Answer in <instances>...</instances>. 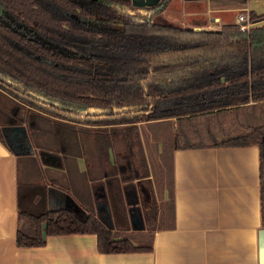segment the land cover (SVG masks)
<instances>
[{"label":"trees","instance_id":"trees-1","mask_svg":"<svg viewBox=\"0 0 264 264\" xmlns=\"http://www.w3.org/2000/svg\"><path fill=\"white\" fill-rule=\"evenodd\" d=\"M165 1L137 8L131 0H0L3 145L10 148L11 127L31 128L36 118L48 117L56 126L124 125L134 132L131 149L140 146L137 124L176 119L154 172L157 194L146 187L140 196L138 231L130 230L122 198L110 199L111 228L91 213L47 209L39 164L16 155L17 247H42L48 236L93 234L101 254L151 252L154 232L174 228L172 151L210 146L258 148L264 227V25L242 32L238 24L215 31L156 24ZM248 20L264 16L249 12ZM244 115L252 122L244 123ZM212 126L221 136L205 135ZM19 137L12 144L25 153Z\"/></svg>","mask_w":264,"mask_h":264},{"label":"crops","instance_id":"crops-1","mask_svg":"<svg viewBox=\"0 0 264 264\" xmlns=\"http://www.w3.org/2000/svg\"><path fill=\"white\" fill-rule=\"evenodd\" d=\"M161 0L159 1V3ZM146 8V7H142ZM253 12L264 16V0L237 5L227 0H166L156 24L215 31ZM164 21H155L157 17ZM179 22V23H178ZM264 25V20L251 22ZM23 132L27 151L15 153L0 142V264H264L260 215L259 150L254 145L176 149L170 156L174 228L154 232L151 252L101 254L93 234L48 236L42 247L19 248L16 231V155L33 157L46 187V208L108 218L110 199L122 198L128 220L140 229V196L155 195L154 172L162 144L170 141L176 119L137 124L140 146L130 149L132 130L124 125L89 126L39 117ZM196 129L203 127L196 124ZM53 130L55 134L53 133ZM211 127L205 135L221 136ZM44 155V156H43ZM167 166V154L164 158ZM155 168V169H154ZM149 182L142 183L140 176ZM133 178V180L131 179ZM167 199V190L163 192ZM137 203L130 209V204Z\"/></svg>","mask_w":264,"mask_h":264},{"label":"rangeland","instance_id":"rangeland-1","mask_svg":"<svg viewBox=\"0 0 264 264\" xmlns=\"http://www.w3.org/2000/svg\"><path fill=\"white\" fill-rule=\"evenodd\" d=\"M160 18H163L162 16L161 17H157L156 19H155V21L157 22V21H159V22H162V21H164L163 19H160ZM179 23V22H178ZM3 103H4V105L6 104V102L3 100ZM6 106L7 107H9V105L8 104H6ZM232 120V119H231ZM229 121L230 122V124H231V127H230V129H232L233 128V123H232V121ZM241 120L244 122V123H250V122H252V120H249V119H247L246 117H245V115L241 118ZM255 120V119H254ZM262 120H264V118L263 119H261L260 120V122H263ZM17 125V124H16ZM16 128H22V127H27L25 124H23V125H20V124H18V126H15ZM19 136H21L20 135V133H18V134H16L15 136H13V133H10V131H9V134H7V136H6V140H7V143L10 145V148H11V150L12 151H17V147H15L12 143H13V141H15V140H18L20 137ZM22 145L23 146H25V144L24 143H22ZM162 146H163V144H162ZM20 148V147H19ZM137 206V203H134V204H130V209L132 208V207H136ZM140 210H141V208H140ZM131 216H133V217H131V221L132 222H130L129 221V227H130V230L131 231H138V229H136V228H134V227H137V226H139V219L138 218H136L135 216V214H133V215H131ZM102 221L105 223V225L106 226H108V227H110L111 228V226H110V224H109V220H108V218H102ZM141 223V222H140Z\"/></svg>","mask_w":264,"mask_h":264},{"label":"water","instance_id":"water-1","mask_svg":"<svg viewBox=\"0 0 264 264\" xmlns=\"http://www.w3.org/2000/svg\"><path fill=\"white\" fill-rule=\"evenodd\" d=\"M160 0H131V5L133 7L142 8V7H154L159 3ZM17 131L23 132V128H16ZM11 131V129H10Z\"/></svg>","mask_w":264,"mask_h":264},{"label":"built area","instance_id":"built-area-1","mask_svg":"<svg viewBox=\"0 0 264 264\" xmlns=\"http://www.w3.org/2000/svg\"><path fill=\"white\" fill-rule=\"evenodd\" d=\"M237 24L239 25V28L242 32L247 31L252 25V23L244 15L238 16Z\"/></svg>","mask_w":264,"mask_h":264}]
</instances>
